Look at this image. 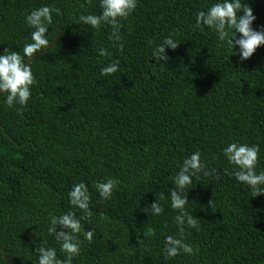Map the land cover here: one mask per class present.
<instances>
[{"label": "trees", "instance_id": "16d2710c", "mask_svg": "<svg viewBox=\"0 0 264 264\" xmlns=\"http://www.w3.org/2000/svg\"><path fill=\"white\" fill-rule=\"evenodd\" d=\"M214 0H138L112 27L79 25L80 14H99V0H0V51L21 52L31 29L24 15L41 5L56 9L47 48L29 63L36 83L23 107L0 93V264H35L49 215L81 210L68 203L74 183L88 187L90 215L72 264H264V194L237 182L221 148L231 141L256 144L264 170V45L246 60L219 45L195 15ZM264 27V0H243ZM171 35L175 49L157 64L151 48ZM149 41L152 44H149ZM107 54L99 56L97 49ZM235 51V50H234ZM119 61L118 71L100 75ZM199 151L204 168L187 191L185 210L198 229L185 242L198 251L166 259L165 235L179 236L168 204L182 159ZM118 180L108 199L95 183ZM163 193V211L142 209Z\"/></svg>", "mask_w": 264, "mask_h": 264}, {"label": "clouds", "instance_id": "9594fccd", "mask_svg": "<svg viewBox=\"0 0 264 264\" xmlns=\"http://www.w3.org/2000/svg\"><path fill=\"white\" fill-rule=\"evenodd\" d=\"M138 0H99V14L89 13L78 16L79 25H86L96 29L102 24H108L113 31L110 40L120 41V21L126 19L136 9ZM56 9L48 5H41L30 10L24 15L25 24L31 29L29 42L24 43L21 52L9 50L5 47L0 51V93H6L3 103L8 107L27 104L31 87L36 83L31 66L24 63L22 56L31 59L33 54L47 48L50 44L48 35H45L52 24V13ZM252 8L243 0H214L203 10H198L195 15L194 27L201 25L215 33L219 45L237 54L240 61L249 58L255 49L264 45V27L254 29ZM151 45L152 42L149 41ZM178 42L171 36L165 37L161 43L151 48L150 57L157 64H164L168 60L165 48L175 49ZM235 50V51H234ZM99 56L107 54L101 47L96 50ZM119 61L113 60L101 67L100 75H112L118 71ZM221 153L229 165L234 166L232 175L234 179L251 190V196L264 194V170H258L259 148L256 144L241 143L240 141L228 142L221 148ZM204 168L199 151H193L185 156L175 175L172 177L173 187L168 193V204L176 211L174 222L179 236L165 235L161 254L166 258H174L181 253L192 256L198 251L193 245L185 242V229L196 228L197 218L185 210L189 201L187 191L193 184L196 173ZM118 180L106 178L95 183V190L101 199L111 197ZM68 203L74 209H79L82 215L78 218L74 211L61 212L59 215H49L46 232L55 240L58 250L63 254L61 259L57 255V247L39 243L34 249L35 264H72L73 259L80 253L81 239L91 242L93 232L84 230L81 221L90 215V195L84 182L74 183L67 192ZM155 200L142 209L147 215L159 216L163 211V193H155ZM0 253V258H3Z\"/></svg>", "mask_w": 264, "mask_h": 264}]
</instances>
